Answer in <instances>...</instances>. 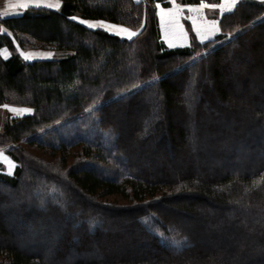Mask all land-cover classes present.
<instances>
[{
	"label": "trees",
	"instance_id": "1",
	"mask_svg": "<svg viewBox=\"0 0 264 264\" xmlns=\"http://www.w3.org/2000/svg\"><path fill=\"white\" fill-rule=\"evenodd\" d=\"M60 1L0 18L13 34L0 33L10 51H0V104L33 109L0 130L15 163L0 169V205L12 216L0 218V264H264V159L254 163L264 153V0L237 1L213 38L191 33L181 46L162 40L155 0ZM74 14L143 28L129 40ZM21 35L66 54L24 60L13 42ZM185 86L193 100L184 102ZM139 106L154 113L145 132L121 114ZM21 141L57 153V164L32 158ZM73 146L83 160L66 165ZM111 194L126 203H105ZM45 219L50 229L39 230ZM14 221L32 248L11 242ZM89 246L95 254L64 255Z\"/></svg>",
	"mask_w": 264,
	"mask_h": 264
},
{
	"label": "rangeland",
	"instance_id": "2",
	"mask_svg": "<svg viewBox=\"0 0 264 264\" xmlns=\"http://www.w3.org/2000/svg\"><path fill=\"white\" fill-rule=\"evenodd\" d=\"M237 1H239V0H237ZM163 2H167V6H164ZM204 2H205V4H217V5L223 4L224 8L222 10L221 8H214L213 9V8L205 7L204 9L197 10L195 8L186 7V5H198L201 3V0H199L196 3H186V4H181L179 2V0H175V4L173 3V0H155L156 14L158 17L157 20H158L159 28H160L159 32H160L161 38L165 44H167L168 46H181V45L188 44L191 33H194L195 36L198 38L197 33L194 29L192 20L189 19V17H196L197 23L200 24L202 20L203 21H209V20H216L217 21V19L219 18L218 16H220L222 12L227 11L228 4L225 2V0H204ZM60 3H61V1H60ZM6 4H7V0H0V13H2L4 11ZM157 5H159V7H157ZM176 5L180 6L177 9V11L179 12V17H178L179 23H177L176 19H174V17L176 16V12H168V11L161 12V9L166 10V9H170V8H175ZM201 13H203L202 16H201ZM18 14H20V13H18ZM18 14H12V15H18ZM2 16L7 17V16H11V15H7V16L0 15V18H2ZM73 17H80V16L78 14H74V15H72V18ZM83 19H86V18H81V20H83ZM74 20H76V19H74ZM81 20H76V21L79 23H82ZM89 20H100V19H89ZM101 20L108 21L105 19H101ZM108 22L112 23V24L122 25L119 23H115L114 21L113 22L108 21ZM83 25H85V24H83ZM85 26L89 27L88 25H85ZM181 26L183 29V34H182ZM201 26H202V30L206 27H209L207 24H202ZM125 27H127V26H125ZM89 28H91V27H89ZM97 28H100V27H97ZM127 28H130V27H127ZM0 29H3L2 31H0V33L1 32H8L9 34H12L9 32L8 29L1 26V24H0ZM101 29H103V28H101ZM133 30H135V29H133ZM214 35L209 37L208 39L213 38ZM19 38H21L23 43H19L17 40H14L13 41L15 43L14 44L15 45L14 50H16L17 53L21 56V58L24 60H28V59H25L21 55V51H26V52H48V51H51V52H53L52 57H34L33 59H52V58H58L59 56L66 54L65 51L45 47L44 45L40 44L36 40H34L30 37H27V35L26 36L21 35V36H19ZM0 51H1V55L3 57H7L10 54V51L7 50V48L5 46L1 47ZM263 51H264V48H263L262 52ZM33 59H31V60H33ZM186 89H187V87L185 86L184 91H183L184 92L183 93L184 102L186 100L188 101L190 99L193 100L192 93L187 94ZM262 91H263V96H261V97L264 98V89ZM245 94H246L245 97L250 99V97H251L250 94L252 95V92H251V90L247 89ZM151 101H152V99H151ZM5 104L6 103L0 104V130H2V128H3L2 123H4L5 120L10 119V118H17V117L21 116V115L13 113L10 109L3 107V105H5ZM152 105H153V101H152ZM17 107H25V106H17ZM121 114H122L123 119H125V121H129V119L130 120H139L142 123V126H143L142 131H144V132L146 131V129H148V128H145V123L150 124V122H152L155 119V118H153L154 113L149 114V115H147L145 113L143 114V111L140 109V106H139V108H131L128 112L122 111ZM175 121H178V120L175 119ZM191 123H192L191 119H189V118L183 119V125L186 127V129H191V127H192ZM123 135H125V133ZM18 145L21 148H23V150H25L30 156H32V158L34 157L35 159L43 160L44 162H54V164H57V163H55L57 160L56 159L57 153H55V155H53L54 153H52L48 148L38 147L35 144H30V143H27L24 141L19 142ZM78 149H79L78 146H73L69 149V154H68L67 158H65L66 159V165H73V164H76L77 161L83 160L81 158H78V156H74L75 154H73V152L78 151ZM5 150L6 149H4V148H0V169L6 173H9V172H12V170L14 169L15 163H14V161H11V158L7 155ZM178 150L184 152L185 145L180 144L178 147ZM263 154L264 153H261L257 158H254V161H255L254 163L256 165L258 164V162H260L264 159ZM145 157H148V155L146 154V156H144L141 159V161L143 164L148 165V162H146ZM162 161L164 162V159H162ZM242 161L243 162L241 164H244L246 162V158L242 159ZM251 161H252L251 159H248L247 162H251ZM175 165L176 164H174V163L172 165H170V166H172L169 169L171 172H173L175 169H177V167ZM192 166H195L194 167L195 169L198 168V169H201L202 171H204L203 169L207 168V166L204 165V163L200 160H197V164H194ZM54 167H57V166L55 165ZM113 167H114V165H112L111 168H113ZM109 169H110V167H109ZM215 169H217V171L220 170L219 172H223L221 169H219V165H216ZM22 197L29 198L27 194H24ZM4 200H6V198L3 199V201ZM103 201L105 203H118L120 205L126 203L124 198L118 194L107 195L105 198H103ZM6 203L8 204V202L4 201V204H6ZM4 204L0 205V209L3 208ZM4 209L5 208L2 209L3 210L2 212L0 210V214H1L0 218L3 220L2 222H6L7 219L10 220L12 217L11 214L6 213V211ZM39 221L40 222L36 223V226H38L39 230L42 229L43 227L46 229H50L49 228V226H50L49 222H51V221L49 219L48 220L47 219L39 220ZM13 223H14V225L12 224L13 226L11 225V227H12V231L15 234V239H11V242L14 241L15 243H21V241L22 242L25 241V243H26L25 246L27 247V249L32 248L31 246H29L30 243L28 242V239H30L29 238V235H30L29 232L30 231L28 229H24V232H23V230L18 231L19 226H17L15 221ZM13 227L15 229H13ZM39 230L37 229V231H39ZM50 231H52V230H50ZM50 231H48V232H50ZM37 238H39V242H40L39 244L35 243V246H37V248H39L38 252L39 253H46L45 251H46L47 245H49V240H46V241L43 240L42 241L39 236L36 237V240H37ZM117 242H120V241H117ZM198 243H200V241H198ZM221 246L226 247V246H228V244L226 242H221ZM119 247H120L119 245L116 247H113L112 251H114L116 254L121 253V250L119 249ZM34 250H36V249H34ZM55 251H56V249H55ZM64 253L63 254L65 256L79 255V256L85 257L86 255L89 256V255L95 254V246H89L87 248H84L83 251H81V253L75 251L74 248L71 247Z\"/></svg>",
	"mask_w": 264,
	"mask_h": 264
},
{
	"label": "snow or ice",
	"instance_id": "3",
	"mask_svg": "<svg viewBox=\"0 0 264 264\" xmlns=\"http://www.w3.org/2000/svg\"><path fill=\"white\" fill-rule=\"evenodd\" d=\"M225 2L228 4L227 11H231L232 7L237 3V0H225ZM173 3L175 4V0H173ZM47 7L50 9H59L60 8V0H7L6 7L0 15H12V14H18L24 9H29L30 7ZM159 7V5H157ZM179 5H176L175 8H170V9H161V12L168 11V12H176V16L174 19H176V22L179 23V12L177 9L179 8ZM186 7L189 8H195L197 10L204 9L205 7L208 8H221L223 10L224 5L220 4H205L204 0H201V3L198 5H186ZM203 13H201V16ZM73 19L76 20H81L80 17H73ZM189 19L192 20L194 29L197 33L198 39L203 42L207 40L209 37L213 36L215 33L220 32V28L217 26V21L216 20H209V21H201L200 24L197 23V18L196 17H189ZM81 22L85 25H88L91 28H103L106 30L108 33L118 35L121 38H127L131 40L134 36H136L143 28V24H141L140 27L136 28L135 30L131 28H127L124 25H117V24H112L109 23L108 21L104 20H88V19H83ZM202 24H207L209 27H206L202 30ZM3 29H0L2 31ZM182 34H183V29L181 26ZM21 55L28 60L33 59L34 57H52L53 52L48 51V52H26V51H21ZM3 107L10 109L13 113L18 114V115H23L25 113H31L33 111L32 108L29 107H17L13 105H8L5 104Z\"/></svg>",
	"mask_w": 264,
	"mask_h": 264
}]
</instances>
